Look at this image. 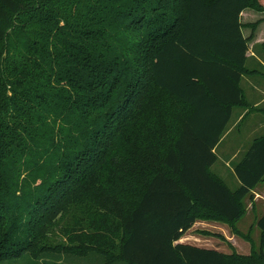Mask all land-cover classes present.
Returning <instances> with one entry per match:
<instances>
[{
  "label": "trees",
  "instance_id": "trees-1",
  "mask_svg": "<svg viewBox=\"0 0 264 264\" xmlns=\"http://www.w3.org/2000/svg\"><path fill=\"white\" fill-rule=\"evenodd\" d=\"M247 9L264 3L0 0V264L40 259L63 211L102 264H264V215L249 255L175 244L198 220L241 237L264 181V135L239 187L211 169L246 106Z\"/></svg>",
  "mask_w": 264,
  "mask_h": 264
},
{
  "label": "crops",
  "instance_id": "crops-1",
  "mask_svg": "<svg viewBox=\"0 0 264 264\" xmlns=\"http://www.w3.org/2000/svg\"><path fill=\"white\" fill-rule=\"evenodd\" d=\"M257 13L258 12L247 9L241 14L244 36H252L247 52L248 60L246 65L250 73L245 74L241 81L246 106L235 107L233 109L231 120L215 151L217 156L216 164L218 161L223 162L226 167H230V163L234 165V163L239 161L253 141L264 135V14L259 13L261 15H258ZM257 22L260 23L255 31L248 27ZM233 165L231 170L232 174L228 177L222 173H214L232 188H236L239 187V180L234 174ZM213 167L211 168L212 171ZM263 184L264 181L252 191L248 198L250 201L249 209L252 211L258 209L257 206L264 205V189H260ZM260 213L262 214L259 218L264 215V210ZM257 230L259 231L260 239L259 242L254 240V243L255 245L258 243L260 246L261 232L258 228ZM236 237L237 235L233 234L229 226L223 222L198 220L175 244H185L203 249L217 250L228 255V253L224 251V247L221 249L219 244L222 242L231 249L236 243L235 247H237ZM211 239L217 241L215 242L216 245L206 244L210 243ZM233 241L234 244H232ZM250 252L251 243L250 251H238L237 253L240 255H249Z\"/></svg>",
  "mask_w": 264,
  "mask_h": 264
},
{
  "label": "rangeland",
  "instance_id": "rangeland-1",
  "mask_svg": "<svg viewBox=\"0 0 264 264\" xmlns=\"http://www.w3.org/2000/svg\"><path fill=\"white\" fill-rule=\"evenodd\" d=\"M264 3V0H262ZM251 10V9H250ZM254 11V10H253ZM256 12V11H255ZM258 15H261L257 13ZM244 23V22H243ZM226 167L223 162H219L213 167V172L225 174L226 177L232 174V165ZM232 177V176H231ZM233 179V178H232ZM260 189H264V184L261 185ZM249 199L247 198L244 201V205L247 209L245 217L237 224L238 229L241 231V237H236L237 247L234 241L233 248H228L226 244L220 243L219 247L221 249L224 247V251L228 255L238 254L237 252H248L250 251V243L254 240L259 242L260 234L257 230V219L260 217L264 210V205L257 206L258 209L252 211L249 209ZM249 209V212H248ZM74 210V209H73ZM76 214L80 213V209H75ZM260 219V218H259ZM58 224L55 230L47 236V240L42 244L40 252L42 253L41 258H33L31 255H25L19 260L5 262L4 264H102L101 260L103 258L100 255H90L87 257H79L77 252L76 243L70 240L69 236H73L77 231H71L74 228V223H76L74 212L72 211L71 215L68 212L63 211L61 216L58 218ZM217 242L214 239H211L209 245H216ZM257 248L259 244L257 243ZM101 259H99V257Z\"/></svg>",
  "mask_w": 264,
  "mask_h": 264
}]
</instances>
